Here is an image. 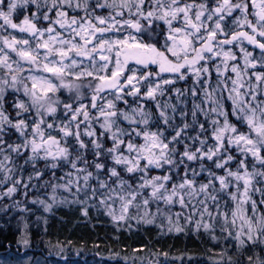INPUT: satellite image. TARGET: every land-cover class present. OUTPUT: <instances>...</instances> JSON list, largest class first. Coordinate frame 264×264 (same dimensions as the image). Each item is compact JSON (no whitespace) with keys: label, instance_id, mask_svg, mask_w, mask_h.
Here are the masks:
<instances>
[{"label":"snow or ice","instance_id":"6c2138e0","mask_svg":"<svg viewBox=\"0 0 264 264\" xmlns=\"http://www.w3.org/2000/svg\"><path fill=\"white\" fill-rule=\"evenodd\" d=\"M30 189L45 213L79 205L117 232L204 235L212 264H264V0H0V201L23 214Z\"/></svg>","mask_w":264,"mask_h":264},{"label":"trees","instance_id":"16d2710c","mask_svg":"<svg viewBox=\"0 0 264 264\" xmlns=\"http://www.w3.org/2000/svg\"><path fill=\"white\" fill-rule=\"evenodd\" d=\"M32 193L33 190L30 189L27 199L22 192L15 197L22 202V207L29 209L23 214L12 205V200L0 201V254L5 257L16 253V224L23 215L29 223L31 240L30 248L25 254L36 259H45L49 255L50 261H57V250L48 246L49 242L55 244L57 240L72 241V245L67 247L69 253L65 254L67 259L63 260L66 264H115V260L108 259L111 254L120 253L121 257H131L133 249H141L136 255L143 260V264H181L176 259L181 255L184 257L183 264H212L215 259L209 251L213 246L204 235L197 238L192 233H161L155 226H137L135 221L131 222V230L122 226L117 232L110 218L93 209L89 210L88 217H84L79 211V205H56L51 212L45 213L41 205L30 203L35 198ZM41 198L45 197L41 195ZM37 217L40 219L37 220ZM117 236L119 240L115 239ZM8 244L12 247L7 248ZM94 244H98L99 248H94ZM213 251L219 252L220 247ZM164 252L169 254L167 258L162 255ZM157 253L160 255H155ZM120 264H124L123 260ZM137 264H140V260H137Z\"/></svg>","mask_w":264,"mask_h":264},{"label":"rangeland","instance_id":"374dc122","mask_svg":"<svg viewBox=\"0 0 264 264\" xmlns=\"http://www.w3.org/2000/svg\"><path fill=\"white\" fill-rule=\"evenodd\" d=\"M21 227H22V225L18 224V222H17V224H16V231L18 232V235H17V238L18 239L20 237V228ZM14 248H15L16 253H14L13 257L14 256H19V258L21 260H26L27 258L30 257L31 258V264H66L64 262L66 260V259H64V257H66L65 254H68L69 253V250L66 247L63 253L57 255V257H56L57 258V261H50V259H48L50 257L49 255H48L47 258L44 257L45 259H43V258L42 259H36L33 256H31V255H26L30 247L28 249H24L23 247H20L19 250L17 251V247H16V244H15L14 245ZM0 258H11V257L10 256L5 257L2 254H0Z\"/></svg>","mask_w":264,"mask_h":264}]
</instances>
